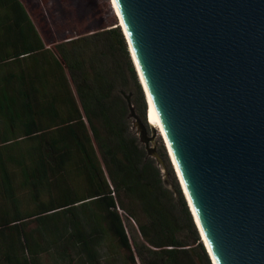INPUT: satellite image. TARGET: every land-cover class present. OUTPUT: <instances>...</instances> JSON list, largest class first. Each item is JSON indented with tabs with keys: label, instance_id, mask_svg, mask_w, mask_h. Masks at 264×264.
Masks as SVG:
<instances>
[{
	"label": "trees",
	"instance_id": "1",
	"mask_svg": "<svg viewBox=\"0 0 264 264\" xmlns=\"http://www.w3.org/2000/svg\"><path fill=\"white\" fill-rule=\"evenodd\" d=\"M29 1L0 0V264H212L164 149L174 192L130 131L121 93L146 125L144 91L111 0L107 24L69 0L60 37Z\"/></svg>",
	"mask_w": 264,
	"mask_h": 264
},
{
	"label": "water",
	"instance_id": "2",
	"mask_svg": "<svg viewBox=\"0 0 264 264\" xmlns=\"http://www.w3.org/2000/svg\"><path fill=\"white\" fill-rule=\"evenodd\" d=\"M114 1L211 263L264 264V0Z\"/></svg>",
	"mask_w": 264,
	"mask_h": 264
},
{
	"label": "rangeland",
	"instance_id": "3",
	"mask_svg": "<svg viewBox=\"0 0 264 264\" xmlns=\"http://www.w3.org/2000/svg\"><path fill=\"white\" fill-rule=\"evenodd\" d=\"M36 1H38L41 4V6L45 8V12L49 15V17H51L53 19V20H51V23H53V25H54V27L56 29V33H57L58 37H60V34L62 32V30H61L62 26H64L66 23L68 25H70L71 27H74L73 25L76 24V20L74 19V16H73V13H72V10H71L72 5H73V3L71 1H69V0H62V1H60V0H48V3H47L46 6L43 3H41L42 0H30L29 3H30L31 6H35L36 5ZM98 5H99L98 14L95 16V18L100 23L107 24L109 22L110 18H111V15L109 13L108 8L106 7V0H98ZM143 95H144V102H145V105H146V112H145L146 125L148 126V123H147V104H146V98H145L144 92H143ZM135 110H136V113L138 115H140L138 110H137V108H136V106H135ZM128 120H129V124H130V131L133 133V135H135L136 129L132 130V128H133V126H132L133 119L132 118H128ZM147 135L149 137H151V131L149 130V127H148ZM154 145H155V150L159 154H160L159 151H162V148L164 149V151H165V153L167 155L168 161L170 163V167L172 169V172H173V175H174V179L177 182V184H178V186H179V188H180V190L182 192L181 186H180L179 181H178V179L176 177V174H175L174 167H173V165H172V163H171V161L169 159L168 151L166 149V145H165L164 141L162 140L161 136H159V134H157V136L155 137L154 142L150 143V147H153ZM141 146H143V145H141ZM143 148H144V146H143ZM162 176H163V174H162ZM162 180H163V177H162ZM166 182H167V184H166L167 188L171 189L174 192L175 189H174V184H173V177L170 174H169L168 178L166 179ZM182 194H183V192H182ZM175 198H177L176 194H175ZM184 199H185V197H184ZM119 213L122 216L126 231L130 235L131 234L130 233L131 232V228H135L136 229V223L126 213H124L123 211H119ZM44 263L45 264H52L50 260H47ZM117 263L118 264H122V262L119 261V259L117 260ZM137 264H140V263L137 261Z\"/></svg>",
	"mask_w": 264,
	"mask_h": 264
},
{
	"label": "bare ground",
	"instance_id": "4",
	"mask_svg": "<svg viewBox=\"0 0 264 264\" xmlns=\"http://www.w3.org/2000/svg\"><path fill=\"white\" fill-rule=\"evenodd\" d=\"M111 3H112V6H113V8H114V10H115V13H116V15H117V17L119 16L120 17V15H119V12H118V9H117V6H116V4H115V1L114 0H111ZM120 25L121 26H124L123 25V22H122V20H121V17H120ZM131 53H132V56H133V59H134V62H135V65H136V68H137V71H138V78H139V81L142 83V85H143V91H144V94H145V98H146V104H147V123H148V125L149 126H152V127H154L156 130H157V133L159 134V136H161V138H162V140L164 141V138H163V135H162V132H161V129H160V126H159V123H158V120H157V117H156V114H155V111H154V109H153V106H152V103H151V100H150V96H149V93H148V89H147V86H146V84H145V82H144V79H143V77H142V75H141V72H140V70H139V66H138V63H137V60H136V58H135V55H134V52H133V50H132V48H131ZM140 83V84H141ZM141 85V86H142ZM164 143H165V141H164ZM166 145V144H165ZM166 149H167V146H166ZM167 151H168V149H167ZM168 156H169V158H170V161H171V163H172V165H173V167H174V164H173V161H172V159H171V156H170V154H169V151H168ZM174 170H175V174H176V177H177V179H178V181L180 182V180H179V178H178V175H177V172H176V169H175V167H174ZM180 184V186H181V189L183 190V187H182V185H181V183H179ZM182 192H184V190L182 191ZM183 195H184V197L187 199V197H186V195H185V192L183 193ZM185 199V200H186ZM188 201V200H187ZM189 203V202H188ZM190 206V205H189ZM195 219V218H194ZM196 221V220H195ZM196 224H197V222H196ZM197 226H198V224H197ZM199 228V227H198ZM199 234H200V238H202V243L204 242V244L206 245V243H205V241H204V239H203V236H202V234H201V231H200V229H199ZM206 248H207V246H206ZM207 250H208V248H207ZM207 252V251H206ZM208 252H209V250H208ZM210 254V253H209ZM209 256V255H208ZM211 256V255H210ZM211 261H213L212 260V258L210 259ZM214 263V262H213Z\"/></svg>",
	"mask_w": 264,
	"mask_h": 264
}]
</instances>
